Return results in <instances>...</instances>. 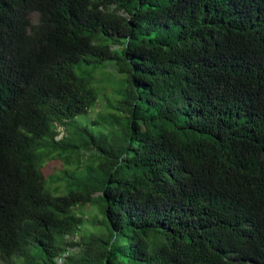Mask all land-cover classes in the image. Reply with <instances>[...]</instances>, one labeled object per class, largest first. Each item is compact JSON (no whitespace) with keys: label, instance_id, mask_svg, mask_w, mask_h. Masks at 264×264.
Segmentation results:
<instances>
[{"label":"trees","instance_id":"1","mask_svg":"<svg viewBox=\"0 0 264 264\" xmlns=\"http://www.w3.org/2000/svg\"><path fill=\"white\" fill-rule=\"evenodd\" d=\"M0 264H264V0H0Z\"/></svg>","mask_w":264,"mask_h":264},{"label":"rangeland","instance_id":"2","mask_svg":"<svg viewBox=\"0 0 264 264\" xmlns=\"http://www.w3.org/2000/svg\"><path fill=\"white\" fill-rule=\"evenodd\" d=\"M37 16L35 12L31 13V17L34 19ZM78 69V68H77ZM97 76L98 78L103 77L100 85L104 89V93L102 92L100 99L98 100L95 108L89 110L87 112V115L92 118L95 116L96 112L105 114L108 110L111 108L107 105L106 99L104 96H111V91L114 89H117V86L120 84L119 75H121L119 72L116 71L114 66L108 65L104 68H98L97 70ZM62 163L57 158H53L51 160H48L44 164V170L47 176V183L50 186L49 188L56 194H62L66 192L65 188V180L62 178L61 180H57L58 175H51V173H61V167ZM56 185H63V190L54 191V187ZM82 209L86 212V220H83L82 226L85 230L89 229L87 226L91 224L93 221V218H103L104 216H99L101 213L99 212V208L97 204H88V205H82ZM81 209V210H82ZM96 225H99L100 227L105 226V222L97 223ZM90 230V229H89Z\"/></svg>","mask_w":264,"mask_h":264},{"label":"built area","instance_id":"3","mask_svg":"<svg viewBox=\"0 0 264 264\" xmlns=\"http://www.w3.org/2000/svg\"><path fill=\"white\" fill-rule=\"evenodd\" d=\"M67 254H68V250L64 251L63 254L58 257V261L61 262L62 261V257H64Z\"/></svg>","mask_w":264,"mask_h":264}]
</instances>
